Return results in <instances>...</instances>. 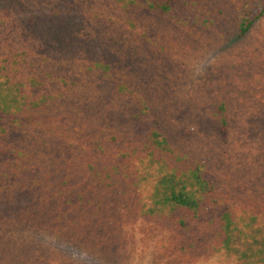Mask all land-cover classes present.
I'll use <instances>...</instances> for the list:
<instances>
[{"label":"rangeland","instance_id":"1","mask_svg":"<svg viewBox=\"0 0 264 264\" xmlns=\"http://www.w3.org/2000/svg\"><path fill=\"white\" fill-rule=\"evenodd\" d=\"M0 65V264H264V0H0Z\"/></svg>","mask_w":264,"mask_h":264},{"label":"trees","instance_id":"2","mask_svg":"<svg viewBox=\"0 0 264 264\" xmlns=\"http://www.w3.org/2000/svg\"><path fill=\"white\" fill-rule=\"evenodd\" d=\"M163 11H167V6H160ZM254 21L243 22L241 24V32L246 33ZM2 65H0L1 67ZM2 76H6L3 75ZM11 107L9 104L2 105L0 103V111L10 112ZM220 110L224 109V106H220ZM225 123V122H223ZM150 146L154 149H161L167 151L169 149V140L165 137L157 128L151 130L149 134ZM152 154V151H151ZM152 159H149L151 161ZM150 166L145 167V170L138 171V186L151 185L149 181L152 178L150 171ZM184 173L179 174L175 169L168 170V173L163 174V176L156 182L153 189V197H155L152 206L148 207L149 212H155L158 208L157 205L165 204H175L181 206H187L192 209H197L200 203V198L203 193L208 190V183L204 179L200 167H196L190 170L188 176H183ZM149 183V184H148ZM146 188V187H144ZM160 196V198H159Z\"/></svg>","mask_w":264,"mask_h":264}]
</instances>
